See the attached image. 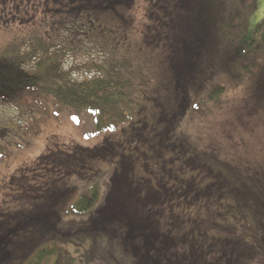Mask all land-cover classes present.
I'll list each match as a JSON object with an SVG mask.
<instances>
[{"label":"rangeland","instance_id":"rangeland-1","mask_svg":"<svg viewBox=\"0 0 264 264\" xmlns=\"http://www.w3.org/2000/svg\"><path fill=\"white\" fill-rule=\"evenodd\" d=\"M203 1L205 3L199 5L198 11L210 13L213 45L209 50V37H204V53L194 61L193 78L184 80L185 84L179 78L177 84L182 90L178 92L176 87L173 97L172 92L160 88L163 85L158 86L165 79L163 69L167 60H164L165 51H156V48L165 47L168 41L156 36L154 31L161 25L159 16L169 15V12L177 17L183 14L179 9L189 6L184 0H134L127 14L129 34L122 40L115 33H99L93 42L88 33L79 29L53 30L55 37L57 33L61 34V38L54 39L55 44L68 45L75 39L73 51L64 57L67 67L103 60L106 54L100 52L101 44L110 47L112 59L129 61V67L131 65L138 75L134 125H127L114 137L108 133L87 137L86 133L92 130L88 118L76 121L66 115L58 120L49 119L40 128L22 134L19 125L27 126L29 114L22 115L16 108L0 103V238L10 237L14 227L19 234L17 240L25 239L29 234L33 237L37 232L30 233L27 223L33 224V230L52 223L54 219H46L56 209L48 206L49 193L65 191L57 202L59 210L80 189L67 178L73 168L71 158L79 159V154L90 155L101 146L108 148L109 159L105 155L104 159L96 157L94 161L84 163L89 177L81 180V186H85L91 177L98 176L102 179V188L111 185L118 188V182L120 187L131 188L133 183L136 186V180L154 184L175 173L179 185L190 187L194 183L193 188L198 184L199 188H211L212 191L226 188L234 192L229 182L233 176L244 180L249 174L258 178L261 175L264 180V0ZM166 6L174 11L164 9ZM16 14L10 0H0V54L17 38L26 36L41 15L37 13L31 18V13ZM190 14L202 23L197 12ZM205 35L209 36L208 33ZM73 75L81 80L93 72L82 69ZM144 80L149 83L141 86L142 90L140 82ZM197 103L199 107L196 108ZM138 133L144 134L145 138L138 137ZM49 162H55L58 171L52 173L47 169ZM117 176L119 178L115 180ZM166 183L172 185V182ZM228 194L225 211H222L227 219L222 218L217 209L200 215L213 219L214 228L221 229V234L214 230L217 242L229 240L238 244L241 254L223 251L222 246L214 244L210 254L198 251L197 255L205 257L198 263L264 264V213L234 193ZM215 198H218L216 194ZM217 200L221 202V199ZM111 203L112 207L109 206ZM120 204L127 206L125 202L110 201L107 208L119 210L123 208ZM218 207L222 209L221 205ZM124 208L126 213L122 211V214L128 216V210ZM230 208L236 214L233 217H230ZM120 223L123 231H118L117 235L104 228L98 239L83 240L85 253L97 244L104 246L114 242L111 245L119 247L118 252L124 253L127 248L130 261L135 262L138 258L131 248L136 241L124 242L126 221ZM240 232L243 235H239ZM63 249L64 254L59 255L62 260L75 253L71 245L67 248L64 244ZM3 253L6 257L2 264H17L14 252L12 256H9L10 252ZM108 256L115 258L111 254ZM74 257L77 264H83L78 255ZM104 262L120 264L109 258L99 264ZM51 264H56L55 258Z\"/></svg>","mask_w":264,"mask_h":264},{"label":"trees","instance_id":"trees-1","mask_svg":"<svg viewBox=\"0 0 264 264\" xmlns=\"http://www.w3.org/2000/svg\"><path fill=\"white\" fill-rule=\"evenodd\" d=\"M184 2L189 6L183 7L187 8L184 10L182 7L179 9L182 10V15L177 17L169 12V15L159 16L161 25L154 31L156 36H162L168 41L165 47L161 45L158 49L155 48L156 51H165L164 60H167L168 65L163 69L165 79L161 80L158 86L163 85L160 88H165L167 93L172 92V97L175 96L176 87L178 92L182 90L177 84L179 78L183 84L184 80L193 78L194 61L204 53V37H209V50L213 45L210 13L198 11L199 5L205 2ZM10 5L18 12L17 16L31 13L33 18L37 13H41L35 25L37 27L29 30L26 36L17 38L0 54V103L16 108L22 115L29 114L27 126L19 125L22 134L28 133L32 128H40L42 123L49 119L58 120L66 115L76 121L88 118L92 130L86 133L87 137L104 133L114 137L135 121L138 107V75L131 65L129 67V61L112 59L110 47L101 44L100 52L106 54L103 60L67 67L64 57L73 51L75 39L68 45L55 44L54 39L61 38V34L57 33L55 37L56 34L52 33L54 29H60L62 32L79 29L88 33L93 42L99 33H115L121 40L127 38V14L132 9L134 0H10ZM164 9L174 11V8L167 6ZM195 12L199 14L202 23L191 17L190 13ZM206 33L209 36H206ZM78 41L82 42L79 39ZM82 69L93 72V75L81 80L76 79L73 73ZM148 83L141 81L140 87ZM195 106L199 107V103ZM25 128L27 130L24 131ZM113 137L109 139L111 142ZM138 137L145 138L144 134ZM81 149L88 150L83 147ZM106 149L108 148L101 146L90 155L79 154L83 158H71L70 164L73 168L71 173H67V178L72 181L73 186L77 184L80 189L75 191L59 210L57 202L64 196L65 191L49 193L48 206H55L56 209L52 212L55 216L49 213L46 219L54 221L40 225L41 229L34 230L33 224L27 223L28 229L31 228L30 233L37 232L33 237L29 234L25 239L17 240L19 234L15 227L11 229L10 237H1L0 264L6 257L3 256L4 251L10 252L9 256L15 253L17 264H51L54 258L56 264H77L79 262L76 261L75 255L80 257L79 261L83 264H99L108 258L120 264H200L198 262L205 257L197 255L198 251L210 254L214 244L222 246L223 251L241 254L238 244L230 243L229 240L227 243H223L224 240L217 242L213 234L216 235V231L221 234V229H215L213 219L200 214L216 209L218 214L225 211V196H228V193H234L240 200L250 203L257 211L260 209L264 213V180L261 175L258 178L249 174V178L244 177V180L242 177L233 176L229 182L234 187V192L227 191L226 188H216L212 191L211 188H199L198 184L193 188L194 183L190 187L179 185L178 168L177 177L175 173H171L167 180L160 178L154 184L136 180V186L133 183L131 188L120 187V182L118 188L112 185L102 188V179L95 176L86 181L85 186H81V180L89 177L84 163H90L96 157L104 159L107 156L109 159L110 154ZM55 162H49L46 166L52 173L59 169ZM75 178L78 179L72 180ZM118 178L117 176L115 180ZM165 181L172 182V185ZM114 185L117 187L116 183ZM214 193L218 198H215ZM217 199H221V202ZM110 201L125 202L127 206L120 204L123 208L110 209L107 208ZM214 202L219 204H213ZM109 206L112 207L113 204ZM124 207L130 216L122 214V211L126 213ZM232 210L230 208V217L236 215ZM222 218L227 219L223 213ZM124 220L127 226V231L124 230V242L136 241L131 248L138 258L135 262L130 261L127 248L124 253L118 252L120 248L111 245L114 242L104 246L97 244L85 253L83 240L98 239L104 228L117 235L118 231H123L120 222ZM239 235L243 233L240 232ZM7 239H12L13 242ZM64 244L67 248L71 245L75 253L62 260L59 255L64 254ZM87 254L88 258H85ZM109 254L115 258L109 257Z\"/></svg>","mask_w":264,"mask_h":264}]
</instances>
